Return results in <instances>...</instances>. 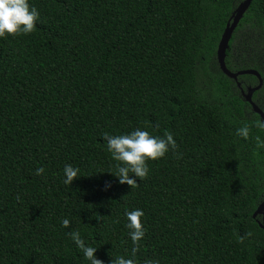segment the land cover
Wrapping results in <instances>:
<instances>
[{"label":"trees","instance_id":"obj_1","mask_svg":"<svg viewBox=\"0 0 264 264\" xmlns=\"http://www.w3.org/2000/svg\"><path fill=\"white\" fill-rule=\"evenodd\" d=\"M242 1L29 0L35 30L0 38V264H88L70 230L103 264L128 256L125 208L144 213L137 264H264L252 218L264 131L240 93L258 83L227 78L215 56ZM225 66L259 74L251 100L264 113V0L233 31ZM245 122L247 140L236 135ZM137 127L167 130L177 148L130 187L108 173L103 134ZM65 164L83 176L63 184Z\"/></svg>","mask_w":264,"mask_h":264},{"label":"clouds","instance_id":"obj_2","mask_svg":"<svg viewBox=\"0 0 264 264\" xmlns=\"http://www.w3.org/2000/svg\"><path fill=\"white\" fill-rule=\"evenodd\" d=\"M39 19L40 13L35 5L29 3V0H0V38L30 34L35 30ZM252 126L264 131V120L253 122ZM154 127H158V125ZM249 131L250 125L245 122L236 128V135L247 140ZM103 139L107 152L115 162L113 170L108 173L114 176L119 183L127 184L130 187L137 185V178L142 180L148 175L149 161L161 159L169 151L175 152L177 148L176 140L167 130L162 135H154L144 128L137 127L118 135L104 133ZM254 140L256 149L264 150V139L257 135ZM43 172L42 167L35 169L36 175ZM62 172L65 185H70L75 178L83 176L79 175V169L71 164H65ZM143 215V210L140 208L131 210L125 208L126 223L124 227L128 229L127 235L132 248L128 256L118 255L112 258L109 264H137L135 259L137 245L146 231L143 226ZM60 223L62 227L68 228L70 221L68 218H63ZM65 235L71 239L88 264H103L94 255L97 247L85 243L78 230H70ZM143 264H160V262L156 259H145Z\"/></svg>","mask_w":264,"mask_h":264},{"label":"water","instance_id":"obj_3","mask_svg":"<svg viewBox=\"0 0 264 264\" xmlns=\"http://www.w3.org/2000/svg\"><path fill=\"white\" fill-rule=\"evenodd\" d=\"M251 2L252 0H243L234 9L220 37V40L216 48L215 56H216V62H217L220 72L227 78L235 82H237V77L244 76V75L254 76L255 78L258 79L259 83L257 87L247 88L245 93L241 90V95L243 97V100L250 105L252 112L257 114L260 120H264V113L251 100L252 94L255 91L259 90L261 87L262 82H261L259 74L254 70H244V71L232 73L229 70H227L225 66V53H226V50L228 49V44L231 39L232 33L235 30L241 18L243 17L245 11L248 9ZM236 85L237 87H240L239 83H236ZM256 217L260 218V220H257L256 222L259 228L264 231V191H263V200L257 206L256 210L252 214L253 219H255Z\"/></svg>","mask_w":264,"mask_h":264},{"label":"flooded vegetation","instance_id":"obj_4","mask_svg":"<svg viewBox=\"0 0 264 264\" xmlns=\"http://www.w3.org/2000/svg\"><path fill=\"white\" fill-rule=\"evenodd\" d=\"M255 79H256V82L259 83V82H258V79H257V78H255ZM261 81H262V79H261ZM256 85H257V84H256ZM247 88H249V86L245 87V91H246ZM253 96H254V94H253ZM253 96H252V98H253Z\"/></svg>","mask_w":264,"mask_h":264},{"label":"bare ground","instance_id":"obj_5","mask_svg":"<svg viewBox=\"0 0 264 264\" xmlns=\"http://www.w3.org/2000/svg\"><path fill=\"white\" fill-rule=\"evenodd\" d=\"M227 24V23H226ZM259 82V81H258ZM237 86V85H236ZM255 88V87H254ZM247 90V89H246ZM240 93H241V90H240ZM250 106V105H249ZM252 110V109H251Z\"/></svg>","mask_w":264,"mask_h":264}]
</instances>
